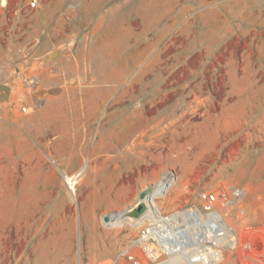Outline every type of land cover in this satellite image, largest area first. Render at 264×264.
I'll return each instance as SVG.
<instances>
[{"label":"rangeland","instance_id":"obj_1","mask_svg":"<svg viewBox=\"0 0 264 264\" xmlns=\"http://www.w3.org/2000/svg\"><path fill=\"white\" fill-rule=\"evenodd\" d=\"M44 1L34 108L0 103V264H108L136 228L102 216L163 175L160 210L237 185L263 225L264 0Z\"/></svg>","mask_w":264,"mask_h":264},{"label":"built area","instance_id":"obj_2","mask_svg":"<svg viewBox=\"0 0 264 264\" xmlns=\"http://www.w3.org/2000/svg\"><path fill=\"white\" fill-rule=\"evenodd\" d=\"M46 2L0 0V103L12 114L30 113L37 100L41 35L26 30L30 15ZM79 2H65L59 12L65 21L74 18ZM63 179L74 197L73 176ZM244 196L243 186L221 185L201 189L194 203L166 212L155 204L148 215L137 216L134 236L108 264H221L227 253L236 258L247 253L250 260L264 263V224L248 221Z\"/></svg>","mask_w":264,"mask_h":264},{"label":"bare ground","instance_id":"obj_3","mask_svg":"<svg viewBox=\"0 0 264 264\" xmlns=\"http://www.w3.org/2000/svg\"><path fill=\"white\" fill-rule=\"evenodd\" d=\"M171 182H172L171 176L170 177L167 175L161 176L160 179L153 186L150 185L143 188V189H147V192L144 194V196L141 199L139 198L136 199V201L133 203L131 207L124 209L123 211L109 212L104 214L107 215V220L102 222L103 225L109 227H115V226H119L122 222L125 223L126 221H130L131 219L133 220V225H134V223L137 222V216L136 217L133 216L132 212L137 207V204L143 203L145 206L144 211L139 216L144 217L145 215H148L150 210L153 208V205H155V198L162 196L164 192L170 187ZM71 183L72 182H70V184ZM3 238L6 237L4 236ZM238 250H241V248L239 247ZM225 257L221 264H223Z\"/></svg>","mask_w":264,"mask_h":264},{"label":"water","instance_id":"obj_4","mask_svg":"<svg viewBox=\"0 0 264 264\" xmlns=\"http://www.w3.org/2000/svg\"><path fill=\"white\" fill-rule=\"evenodd\" d=\"M147 192V189H142L139 193H138V198L141 199L144 194ZM145 209V206L143 203H138L137 207L134 209V211L132 212L133 216H139ZM102 220L106 221L107 220V215H103L102 216Z\"/></svg>","mask_w":264,"mask_h":264}]
</instances>
